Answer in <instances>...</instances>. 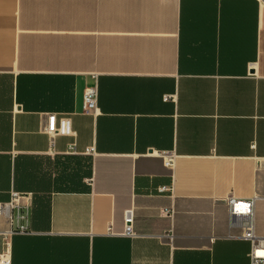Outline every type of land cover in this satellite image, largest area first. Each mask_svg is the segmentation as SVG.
I'll list each match as a JSON object with an SVG mask.
<instances>
[{"label": "crops", "instance_id": "obj_1", "mask_svg": "<svg viewBox=\"0 0 264 264\" xmlns=\"http://www.w3.org/2000/svg\"><path fill=\"white\" fill-rule=\"evenodd\" d=\"M230 196L264 236V0H0V264H249Z\"/></svg>", "mask_w": 264, "mask_h": 264}, {"label": "built area", "instance_id": "obj_2", "mask_svg": "<svg viewBox=\"0 0 264 264\" xmlns=\"http://www.w3.org/2000/svg\"><path fill=\"white\" fill-rule=\"evenodd\" d=\"M97 97L98 89L97 84L94 81L93 84L85 87L83 92L82 110L84 113L94 114L97 110ZM46 134L52 138L56 134L61 135H73L70 128V119L66 116H62L59 119L53 113L46 115ZM52 145V143H51ZM70 151H74V145L69 146ZM84 154L91 155L94 153L93 147H86L83 151ZM163 165L167 168H172L173 159L168 156H164ZM159 192L169 191V186H160ZM12 199L15 200L19 196V193L12 192ZM229 224L233 227L240 229L239 236L250 242L249 251V264H264V236H258L255 233V221H254V200L253 199H237L235 197H228L225 200ZM9 203L0 204V212L9 213ZM164 214L169 215L170 210L164 209ZM27 211H17L16 213V231L25 232L27 230ZM124 231L123 235L128 237H135L138 233L134 229V213L132 209H126L123 213ZM8 260L5 259V264Z\"/></svg>", "mask_w": 264, "mask_h": 264}, {"label": "rangeland", "instance_id": "obj_3", "mask_svg": "<svg viewBox=\"0 0 264 264\" xmlns=\"http://www.w3.org/2000/svg\"><path fill=\"white\" fill-rule=\"evenodd\" d=\"M258 223H260V225L264 229V207L261 209V213H260V216H259V219H258Z\"/></svg>", "mask_w": 264, "mask_h": 264}]
</instances>
